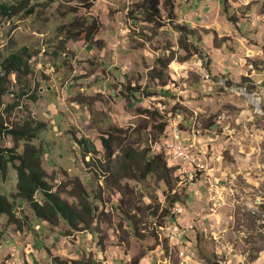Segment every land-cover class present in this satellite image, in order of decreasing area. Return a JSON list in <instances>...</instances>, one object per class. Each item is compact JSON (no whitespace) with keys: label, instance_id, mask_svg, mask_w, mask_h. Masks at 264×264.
Instances as JSON below:
<instances>
[{"label":"rangeland","instance_id":"374dc122","mask_svg":"<svg viewBox=\"0 0 264 264\" xmlns=\"http://www.w3.org/2000/svg\"><path fill=\"white\" fill-rule=\"evenodd\" d=\"M108 1L87 11L64 0H0V77L10 58L27 61L8 75L0 115L10 128H37L28 143L41 149L55 193L76 203L68 193L80 178L98 206L94 225L76 232L65 223L50 229L33 222L17 201L22 229L1 218L0 264H55L54 257L81 264H264V0H177V20L197 3L201 20L207 8L211 20L218 12L221 22L234 18L233 37L191 26L190 40L201 47L190 53L180 48L173 24L144 21L140 0ZM94 18L101 24L97 43L71 38ZM206 45L222 52L210 54ZM168 58L162 69L158 60ZM161 70L163 77L154 78ZM174 128L184 137L180 155L198 153L205 164L192 171L194 181L184 174L189 163L166 159ZM25 144L6 136L0 149L21 154ZM129 149L165 157L175 169L177 204L170 205L157 175L125 176ZM15 184L10 167L0 191L15 192ZM177 218L194 230L179 238L171 230L184 225Z\"/></svg>","mask_w":264,"mask_h":264},{"label":"trees","instance_id":"16d2710c","mask_svg":"<svg viewBox=\"0 0 264 264\" xmlns=\"http://www.w3.org/2000/svg\"><path fill=\"white\" fill-rule=\"evenodd\" d=\"M37 1V0H32ZM68 3H76L80 8L87 11L91 10L98 0H64ZM140 4H136L140 11L144 13V21L153 24L156 27H163L167 24H173L179 33V46L186 53H190L193 49L201 47L198 44L190 40V36H193L195 29L186 24H176L177 21V0H140ZM76 8L75 11H78ZM223 11L226 15L229 14V9L224 6ZM230 21H234V18H230ZM78 25V22L74 20L71 27ZM101 24L98 19H92L90 24L85 28L82 27V23L79 24V29L73 30L71 38H84L87 43L94 45L97 41L94 40L95 35L99 33ZM216 41H213L215 45ZM104 46V43L99 42L98 48ZM217 47V46H216ZM197 51V50H196ZM200 53V52H199ZM162 63L161 68H168V64L171 59L158 60ZM27 61L21 56H14L3 64L5 74L0 77V107L2 105V96L6 92L3 88L7 81L8 75L19 72L22 68H26ZM164 70L157 72L154 78H162ZM135 94H133L134 96ZM166 125L161 124L158 129L159 132L165 131ZM166 132V131H165ZM11 136L14 140L26 141L23 153L19 154L14 148H1L0 149V183L5 179L9 168L14 169L16 174V191L12 193H4L0 191V220L6 218V225L17 226L22 229L20 220L16 215L17 201H22L32 211L33 219L38 218L45 222L50 228H56L65 223L72 231H80L81 228H91L97 217L98 206L91 201L88 190L85 186V180L80 178L72 180V190L68 193L69 197L76 199V203H70L68 200L58 195L53 191L52 185L48 181V173L43 166L42 159L40 157L41 149L28 143L32 139H36L37 128L32 124H26L25 126L10 128L6 124V120L0 115V141L6 137ZM77 143L78 140H77ZM82 143V142H80ZM105 148L110 149L106 140L102 141ZM111 144V157L114 154ZM125 161L128 163L122 167V172L128 178H136V172H139L141 180L147 179L149 176L157 175L166 187L167 195L171 196V192L174 188L173 175L174 168L168 167L167 156L166 159L163 155H151L146 153L145 156L139 157L136 155L133 149H129L125 153ZM142 164V165H141ZM38 197H40L38 199ZM180 201L179 195H173L169 198V203L173 206ZM172 218L174 215L169 214ZM55 264H81V262L75 260H67L61 257L53 258ZM137 261V259L135 260Z\"/></svg>","mask_w":264,"mask_h":264},{"label":"crops","instance_id":"0c3cea01","mask_svg":"<svg viewBox=\"0 0 264 264\" xmlns=\"http://www.w3.org/2000/svg\"><path fill=\"white\" fill-rule=\"evenodd\" d=\"M206 1L210 2V4H211V2L212 3L213 2H218V0H206ZM100 2L101 3H104V5H106V4L109 5V3H108L109 1L108 0H98L95 4L98 6V4ZM241 3L247 5L249 2L240 0V4ZM197 4L196 5H192V11L190 12L189 15L187 14V17H183V18L181 17V20H177V22L180 23V24L181 23H185L186 25L192 26V27H196V26L201 27V28L202 27H204V28L206 27V28H208L210 30L216 31V33L218 34V36L220 38H222V37H228V36L233 37V34L234 33H233V31H231V28L233 27L234 24L231 21L228 20L230 23L227 20H223V21H225V23L224 22H221V20H219V17H218V16H220V12H218V13H216V14L213 15V16L217 17V19L215 18V20H211V17H208V14H210V11L211 10L208 9V8L205 9V11H204V16L203 17L205 19L201 20V17L200 16L199 17H196L194 15L195 13L198 12V5ZM219 8L221 10V7H219ZM193 9H195V10H193ZM234 27H235V25H234ZM220 31H223V33H220ZM237 38H238V36H237ZM206 41L208 42V44H211V41H213V40H211L210 37H206ZM206 48L209 50V53L210 54H213L215 52L218 53V51H221L222 52V48L219 49V48H215L214 47V52L213 53H212L211 48L208 45H206ZM188 139H191V138L188 135H186L185 136V141L188 140ZM85 183H86V180H85ZM31 217L33 219V216H31ZM177 221L178 222L179 221H183L182 223H184V224L188 222L186 219H180V218ZM33 222H36V221L33 220ZM178 224H181V223L179 222Z\"/></svg>","mask_w":264,"mask_h":264},{"label":"built area","instance_id":"2783aa9c","mask_svg":"<svg viewBox=\"0 0 264 264\" xmlns=\"http://www.w3.org/2000/svg\"><path fill=\"white\" fill-rule=\"evenodd\" d=\"M171 137L170 140H168L167 142L169 143V146L173 147V158L172 160H177V159H181V158H189L190 161V168L188 170H185V175L188 174L190 171H196V169L199 168V166H201L202 164V160L199 156V161H192L191 157L189 154H183V155H174V147H179V143L177 141V129L174 128L172 130ZM170 161H168L169 163ZM177 211H180L179 209ZM172 232H179V238L184 237L187 233L192 232L194 230V225L193 224H187V225H181V224H176L173 225L171 228Z\"/></svg>","mask_w":264,"mask_h":264},{"label":"bare ground","instance_id":"6f19581e","mask_svg":"<svg viewBox=\"0 0 264 264\" xmlns=\"http://www.w3.org/2000/svg\"><path fill=\"white\" fill-rule=\"evenodd\" d=\"M177 129V128H176ZM177 132H179V133H177V141H178V143H179V147H174V155H180L182 152L180 151L181 150V148H184L185 146L183 145V143H182V138H184L183 137V133L179 130V129H177ZM185 144V143H184ZM166 145V147H167V151H169V155H167V161H171V159L173 158V147L172 146H169V143L167 142V141H165V143H164V146ZM191 145V144H190ZM194 146H192V148H193ZM188 149V148H187ZM190 149V148H189ZM188 149V150H189ZM191 150V149H190ZM187 154H189L190 155V157H191V159H192V161H199V155H198V153H195L194 152V154H190V152L189 153H187ZM182 159V161H186L187 163H189L190 164V161H189V158H181ZM178 160V159H177ZM199 170H203V169H205V164L202 162V164H201V166H199V168H198ZM189 178L192 180V181H194V179H195V175H194V173L192 172V171H190V174H189Z\"/></svg>","mask_w":264,"mask_h":264}]
</instances>
